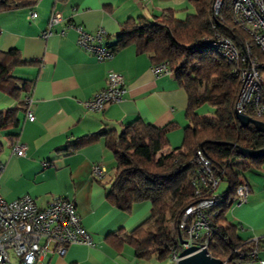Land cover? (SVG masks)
Masks as SVG:
<instances>
[{
  "label": "crops",
  "instance_id": "crops-1",
  "mask_svg": "<svg viewBox=\"0 0 264 264\" xmlns=\"http://www.w3.org/2000/svg\"><path fill=\"white\" fill-rule=\"evenodd\" d=\"M54 9L61 12L62 19L49 28L48 20ZM164 9L176 11L178 19L193 12L188 0H35L29 8L0 12V50H19L23 60L34 62L16 67L21 70L22 79L34 81L31 93L26 95L31 97L27 111L33 114V119L26 117L27 111L20 112L18 125L0 132L3 145L0 195L11 201L27 194L38 208L55 197L68 198L75 204L79 220L91 238V244L79 242L67 246L64 255L51 253L53 257H48L47 264H172V259L160 260L155 254L137 258L131 246L124 244L117 249L108 238L116 230L130 231L146 220L150 216V203L135 202L128 212L111 204L108 194L111 191L118 194L121 187H112L115 161L104 145V136L64 151L86 134L119 133L137 119L156 127L175 123L176 128L167 133L169 148L180 146L187 125L188 100L184 88L170 72L155 75L149 54L138 52L133 44L114 48L108 60H98L76 44V26L89 33L103 29L104 43L112 46L126 20L151 19ZM29 11L37 15L28 19ZM48 29L50 33L46 35ZM109 71L123 76L126 92L120 101L106 104L102 111H89L83 103L104 87ZM8 92L6 89L7 95ZM212 112L211 109L199 115L212 116ZM5 134L18 135L15 144L9 143ZM16 144L25 146L23 156L13 151ZM44 161L53 165L43 166ZM94 164L105 170L101 179L91 174ZM232 165L237 175L233 181H245L250 193L242 204L237 203L235 196L230 197L223 225L237 226V236L244 243L254 237L260 239L258 259L244 264H261L264 164L255 168L246 160L236 159ZM246 169L260 173L249 172L246 177L240 172ZM228 186L227 183L217 194L226 192Z\"/></svg>",
  "mask_w": 264,
  "mask_h": 264
},
{
  "label": "trees",
  "instance_id": "trees-1",
  "mask_svg": "<svg viewBox=\"0 0 264 264\" xmlns=\"http://www.w3.org/2000/svg\"><path fill=\"white\" fill-rule=\"evenodd\" d=\"M213 2L188 0L193 12L184 19L176 18L173 9H164L151 19L129 18L121 24L115 45L110 46L114 50L133 44L138 52L149 54L152 63L167 62L169 72L184 88L188 100L185 109L187 125L179 147L170 149L167 137V133L176 128L175 123L156 127L137 119L126 124L119 133H89L64 149L74 150L104 136V145L115 161L112 187H121L118 194L112 191L108 194L111 204L128 212L133 203L149 201L150 216L146 220L130 231L119 229L108 236L117 249L124 244L131 246L137 258H149L153 254L159 259L168 258L169 247L178 244V221L188 205L200 200L191 184L197 168L193 159L197 148L210 160L214 174L229 185L226 192L219 194L220 201L209 217V230L200 240L207 239L210 255L222 261L231 256L234 249L249 251L252 248L250 242L239 239L237 226L223 224L226 223L228 200L235 196L233 178L237 175L232 162L243 159L255 168L264 164V154L246 159L236 152V147L262 148L264 134L256 131L253 124L243 126L235 118L234 103L240 83L219 50L201 40L211 35L210 26L213 24L240 49L248 41L259 62L264 60V54L252 43L247 32L233 22L231 0H223L218 15L212 11ZM34 3L35 0H0V12L29 8ZM32 63L23 60L19 50H0V85L15 78L10 75L13 68ZM258 70L264 72V67ZM19 80L18 85L8 92L14 105L0 111V132L17 126L18 114L27 111L25 97L31 93L34 81ZM261 93V101H264V85ZM205 104L212 108V116L197 113V109ZM244 114L264 123V114L256 116L251 106H247ZM5 137L9 143L15 144L18 135L5 134ZM2 151L0 142V153ZM169 223H172V230L168 229Z\"/></svg>",
  "mask_w": 264,
  "mask_h": 264
},
{
  "label": "built area",
  "instance_id": "built-area-1",
  "mask_svg": "<svg viewBox=\"0 0 264 264\" xmlns=\"http://www.w3.org/2000/svg\"><path fill=\"white\" fill-rule=\"evenodd\" d=\"M222 6L223 0H214L213 13L218 15ZM231 8L233 22L247 32L252 43L264 54V0H231ZM36 15L35 11H29L27 18ZM61 19V12L54 9L48 20L49 28ZM75 29L76 44L80 48L98 60L112 58L114 50L104 43L103 29L94 33L85 31L81 26H76ZM210 29L211 35L203 38L201 42L219 50L240 83L234 109L237 113H244L247 106H251L256 116L263 115L264 101H261V91L264 72H259L258 68L264 67V60H257L248 41L240 49L231 38L215 29L213 24ZM48 30L46 35L50 33V29ZM150 68L155 75L169 73L167 62L152 63ZM125 92L123 76L109 71L104 87L83 105L89 111H102L106 104L120 101ZM25 101L29 104L31 97L26 96ZM26 117L32 120L33 114L27 111ZM13 151L23 156L25 146L16 144ZM193 159L197 168L191 184L195 186L194 192L200 200L188 205L178 221V244L169 247L170 258L174 263L180 257L202 247L207 248L208 240H200V237L209 230L212 209L220 201L216 190L221 180L214 174L210 160L199 148L195 149ZM42 164L53 165L45 161ZM91 171L96 179H101L105 172L97 164L91 167ZM249 193L250 187L245 181H235V198L238 204L245 203ZM79 242L91 244V238L83 228L75 204L70 199L55 197L45 207L38 208L33 198L27 194L11 201H6L0 195V264H47L49 253L64 255L67 246ZM249 242L252 245L251 250L234 249L224 262L244 264L246 261L257 260L260 239L254 237ZM259 262L264 264V259Z\"/></svg>",
  "mask_w": 264,
  "mask_h": 264
},
{
  "label": "water",
  "instance_id": "water-1",
  "mask_svg": "<svg viewBox=\"0 0 264 264\" xmlns=\"http://www.w3.org/2000/svg\"><path fill=\"white\" fill-rule=\"evenodd\" d=\"M234 115L241 125L246 126L248 123H251L254 125L256 131L264 134V123L262 121L252 119L251 117L247 116L244 113H237L235 109H234ZM236 152L240 156L246 159H253L264 154V147L259 149H252V148H244L238 146L236 147ZM174 264H226V263L221 259L210 255L207 248L202 247L188 255L180 257L175 261Z\"/></svg>",
  "mask_w": 264,
  "mask_h": 264
},
{
  "label": "rangeland",
  "instance_id": "rangeland-1",
  "mask_svg": "<svg viewBox=\"0 0 264 264\" xmlns=\"http://www.w3.org/2000/svg\"><path fill=\"white\" fill-rule=\"evenodd\" d=\"M180 18V17H179ZM183 18V17H182ZM181 18V19H182ZM10 75H12L13 77H15V78H11V79H9L8 81H6V82H3L1 85H0V109L1 108H7V107H9V106H11V105H13V102H14V100L9 96V95H7V93H6V89L9 91L11 88H14V87H16L17 85H18V83H19V79H22L21 78V76H22V72H21V70L20 69H18V68H13L11 71H10ZM18 78V79H17ZM13 101V102H12ZM212 108L210 107V106H208V105H202V106H200L198 109H197V113L198 114H205L207 111H209V110H211ZM241 160V159H240ZM235 168H236V166H235ZM240 172L241 173H243V175L244 176H246L247 177V174L249 173V172H254V173H260V171H254V170H252V169H246V170H240ZM104 180H108V179H104ZM227 187V182L226 181H221L220 183H219V186H218V188H217V190H216V192L218 193V192H220L223 188H226ZM168 229L169 230H171V227L169 226V224H168ZM47 257H53L52 256V254L51 253H49L48 255H47ZM168 258L169 259H166L165 261H168V260H171V258H170V255L168 256ZM165 259V258H164ZM160 260H163V259H160ZM172 261V260H171ZM159 262H161V261H159ZM172 264H174L173 263V261H172Z\"/></svg>",
  "mask_w": 264,
  "mask_h": 264
}]
</instances>
